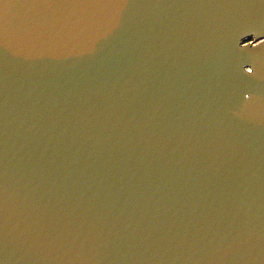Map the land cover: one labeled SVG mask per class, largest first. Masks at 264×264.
I'll use <instances>...</instances> for the list:
<instances>
[{"label":"water","instance_id":"1","mask_svg":"<svg viewBox=\"0 0 264 264\" xmlns=\"http://www.w3.org/2000/svg\"><path fill=\"white\" fill-rule=\"evenodd\" d=\"M0 264H264V0H0Z\"/></svg>","mask_w":264,"mask_h":264}]
</instances>
